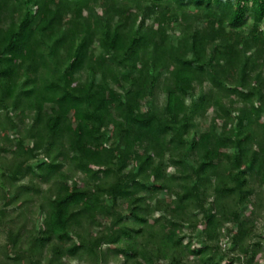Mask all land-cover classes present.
Returning <instances> with one entry per match:
<instances>
[{"label": "trees", "instance_id": "1", "mask_svg": "<svg viewBox=\"0 0 264 264\" xmlns=\"http://www.w3.org/2000/svg\"><path fill=\"white\" fill-rule=\"evenodd\" d=\"M263 186L264 0H0V264H257Z\"/></svg>", "mask_w": 264, "mask_h": 264}, {"label": "rangeland", "instance_id": "2", "mask_svg": "<svg viewBox=\"0 0 264 264\" xmlns=\"http://www.w3.org/2000/svg\"><path fill=\"white\" fill-rule=\"evenodd\" d=\"M251 21V20H250ZM250 24L251 23H248L247 25V30H249L250 28ZM173 41L176 43L177 42V37L176 36H173ZM83 75V74H82ZM85 79H88V76L85 74ZM83 76V77H84ZM190 99H187V102L189 103ZM166 103V98H165V95H162L160 94L159 95V100H158V104H159V107L161 108L162 106H164ZM148 105L145 106V108L147 107ZM205 125H206V122H205ZM204 127V125L202 126V128ZM262 189H264V186L262 187ZM0 207H2L0 205ZM11 214L9 217H13L14 213V209H11ZM243 213H245V209L242 210ZM236 224L230 222V223H227V228L228 229H225L224 232H223V235H222V241H221V247H222V252H228L229 250H231V248L233 247V242H232V235H231V232L229 230H231ZM264 231V211L262 212L261 214V217H259V219L257 220V223H256V235L254 236V241H258V240H262V238L260 237V233ZM185 232L188 234H191L192 236H194L196 239H200V240H205V237L204 235H202L199 231H195V232H192L190 229L186 228L185 229ZM229 232H230V235H229ZM6 234H3V233H0V241L1 242H4L6 240V237H5ZM263 251H264V248H263ZM236 254V253H235ZM121 261L120 259L119 260H116L114 261L112 258L110 259L109 263L108 264H119ZM74 264H76V262H74ZM81 264H89L88 262H83ZM235 264H247L246 263V258L244 257H241V259H238L236 258V261H235ZM257 264H264V252L260 254V259L258 261Z\"/></svg>", "mask_w": 264, "mask_h": 264}]
</instances>
